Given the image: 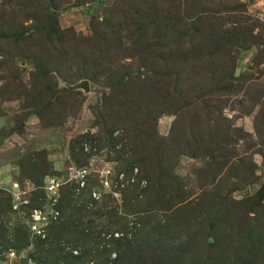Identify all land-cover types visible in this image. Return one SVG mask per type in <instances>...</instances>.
<instances>
[{"label":"trees","instance_id":"16d2710c","mask_svg":"<svg viewBox=\"0 0 264 264\" xmlns=\"http://www.w3.org/2000/svg\"><path fill=\"white\" fill-rule=\"evenodd\" d=\"M98 2L103 3L102 0ZM115 6L109 7L111 15L114 14L112 10L120 7L117 3ZM60 15L56 0H0V80L5 82L0 96L10 100L24 97V119L15 132H20L31 117L40 119L45 127H49L52 118L67 115L66 109L73 106L71 103L80 102L81 91L70 89L75 85L72 80L77 78L71 76V80H67L57 66L69 61L70 57L80 56L92 46L100 58L109 55L112 46L116 50L123 49V38L118 36L120 21L115 20V26H109L95 17L92 36H84L76 34L73 29H62ZM161 22L165 24L163 19ZM102 25L106 26L104 30L100 28ZM195 31L192 27L184 28L171 37L183 39ZM215 36L211 35L212 42L223 43L225 38L222 35ZM244 44L245 41L238 40L234 43L244 56L255 49L254 43L247 47ZM263 46L264 42L260 44ZM49 57L57 60L55 67L47 66ZM255 59L258 60L259 55ZM29 63L33 71L25 83L19 67ZM238 69L233 66L229 78L238 80L246 76L247 73L243 72L237 75ZM115 71L112 65L105 69L111 79ZM75 74L78 81L87 78L96 85L101 84L100 77L90 75L86 70ZM164 78L160 66H147L144 73L133 69L125 71L121 79L109 87L110 93L104 96L102 105L97 106L101 110V117L95 122L98 131L80 134L71 142L70 159L80 169L88 166L94 149L97 152L108 149L110 155L115 154L117 180L121 174L124 178L119 181L124 185L119 189L121 205L112 195L103 194V198L97 201L93 194L99 181L87 175L83 188L69 182L60 186L57 200L60 214L50 219L43 234L33 233L26 222L31 219V210L42 207L47 200L44 179L49 171L47 160L40 165L39 159L31 155L22 162L21 168L22 180L32 182L36 188L28 209L25 207L17 212L13 210L11 195L4 193L0 197V256L11 251L19 256L35 245L21 264L29 261L34 264H264V183L241 202L229 200L227 191L231 187L241 191L244 184H254L257 179L246 159L237 157L231 147L229 127L221 128L219 119L217 124L207 125V137L213 143L219 141L212 151L201 134L195 132L199 130L201 116L197 112L191 116L194 104L188 111L182 108L174 110L173 114L177 116L174 122L177 125L183 111L190 113L194 120L187 136L195 145L182 141L176 126L172 127L168 137L158 138L156 130L148 129L145 122L132 129L127 122L117 123L110 115L111 105L117 103L115 108L121 112L134 109L137 116L153 115L152 119L157 121L166 112L164 107L147 106L132 85L143 79ZM213 101L212 97L197 101L198 105H207V119L216 115L209 104ZM206 121L212 123L211 119ZM117 130L121 132L115 135ZM184 136L186 134L182 138ZM87 146L89 153L86 152ZM173 152L177 158L185 154L191 158L208 159L207 163L213 160L208 164L213 170L212 179L197 197H194L193 190L185 189L183 179L176 174ZM216 153L220 155V161L214 158ZM137 168L139 171L135 174ZM133 178L135 180L131 183ZM143 181H146L144 187L141 186ZM212 185L215 187L208 189ZM112 199L114 205H111ZM16 213L19 220L12 223L10 215ZM161 213L166 214V221H156ZM99 218H107L108 223L100 230L96 227Z\"/></svg>","mask_w":264,"mask_h":264},{"label":"rangeland","instance_id":"374dc122","mask_svg":"<svg viewBox=\"0 0 264 264\" xmlns=\"http://www.w3.org/2000/svg\"><path fill=\"white\" fill-rule=\"evenodd\" d=\"M56 1L61 12L62 29H73L76 34L92 36L95 17L101 19L100 23L107 22L109 26H115V20L120 21L118 36L119 39L123 38V49L116 50L112 46L109 55L100 58L98 53L91 49L92 46L80 56L70 57L69 61L57 66L60 74L67 80H71V76L77 78L72 80L75 85L88 80L90 91L79 90L82 93L78 99L80 102H72L73 106L66 109L67 115L52 118L49 127H45L40 119L31 117L20 128V132H15L17 125L24 119V97L21 100H10L0 96V197L4 193L11 195L13 210L18 212L25 207L28 209L30 197L36 193L32 182L22 180V162L31 155L39 159L40 165L45 160L48 161L49 175L44 179L47 200L42 207L30 209L31 219L26 224L31 231H34V210L45 213L50 221L60 214L57 209L60 186L69 182L83 188L86 185L84 176L87 175L99 181L100 187H96L93 194L97 201L104 195H112L121 205L122 194L119 189L124 185H120L119 181L124 178L121 174L117 180L115 154L110 155L108 149L99 152L94 149L88 159V166L80 169L70 159L69 148L78 135L98 131L95 122L100 119L101 110H98L97 106L102 105L104 96L110 93L109 87L120 80L123 73L129 69L144 73L147 72V66L162 67L164 79H143L132 87L147 106L162 105L166 112L155 121L152 119L153 115H147L146 118L137 116L134 109L121 112L115 108L117 103H114L111 105L110 115L117 123L127 122L133 129L137 124L145 122L148 129L156 130L158 138L168 137L172 127L176 126L181 140L194 144V140L188 137L187 133L194 120L191 116L197 112L201 118L199 130L195 132L203 135L200 137L213 151L219 141L211 142L206 135V128L207 125L217 124L219 119L221 128L231 129V147L237 157L246 159L257 178L254 184H244L245 188L241 191L231 187L227 191L229 200L241 202L246 196L253 195L260 189L264 183V46L260 47L264 42V0H102V4L98 0ZM116 3L120 7L112 10L113 16L109 7L115 6ZM161 19L165 24H162ZM145 23L148 25L144 26ZM105 27L100 26L102 30ZM190 27L196 29L193 35L183 39L172 38L176 32ZM215 34L225 38L223 43L211 41V35ZM237 40L245 41L244 47L254 43L255 49L244 56L243 52L234 46ZM256 55H259L258 60L255 59ZM56 62L55 58L49 57L47 66L55 67ZM166 64L168 66L165 68ZM110 65L116 68L113 79L105 72ZM233 66L239 68L237 75L243 72L247 73L246 76L238 80L229 78ZM19 69L23 81L27 83L33 71L32 64L21 65ZM83 70L100 77L101 84L96 85L87 78L78 81L75 72ZM4 86L5 82L1 79L0 90ZM202 97H212L214 101L209 104L213 106L216 115L206 118L207 105H198L197 102ZM192 105L190 116V113L185 111ZM182 108L185 111L181 113L177 125H174L177 116L173 111ZM210 119L212 123L206 121ZM120 132L121 130H117L115 135ZM183 134L186 136L182 138ZM86 152H90L89 146ZM165 156H168V153ZM171 156L176 160L175 172L183 179L182 185L187 191L193 190L194 197H197L206 189L209 179H212L213 170L208 164L213 163V160L207 163L208 159L191 158L185 154L177 158L174 152ZM214 158L220 161L218 153L214 154ZM138 171L137 168L134 173L137 174ZM220 178L221 176L216 178V184ZM134 180L135 178L130 182L133 183ZM145 185L146 181H143L141 186ZM52 186L54 189L51 191ZM214 187L215 185L208 186V189ZM111 205H114L113 199ZM165 215L161 213L156 221H166ZM10 218L12 223L16 222L19 220V214L10 215ZM48 225L49 222L41 226L37 224V229L44 230ZM107 225V218H99L96 221L98 230ZM115 227L113 225V228ZM153 230L151 228V231ZM34 246L22 251L19 256L12 251L3 254L0 256V264H21ZM28 264L34 263L29 261Z\"/></svg>","mask_w":264,"mask_h":264},{"label":"built area","instance_id":"2783aa9c","mask_svg":"<svg viewBox=\"0 0 264 264\" xmlns=\"http://www.w3.org/2000/svg\"><path fill=\"white\" fill-rule=\"evenodd\" d=\"M50 189L52 191L54 189V186H52ZM41 212L34 210V212L32 214V218L34 221V223H33L34 225L32 226V228L34 231H36V232L33 231V233H35L37 235H41L44 233V230L42 228L37 229L38 228L37 224L41 226L43 224H48V222H49V218L45 215V213H43V212L41 213ZM37 220H39V221H37ZM35 229H37V230H35Z\"/></svg>","mask_w":264,"mask_h":264},{"label":"water","instance_id":"95a60500","mask_svg":"<svg viewBox=\"0 0 264 264\" xmlns=\"http://www.w3.org/2000/svg\"><path fill=\"white\" fill-rule=\"evenodd\" d=\"M71 90H84L85 92L90 91V83L88 80H84L76 85L70 86Z\"/></svg>","mask_w":264,"mask_h":264}]
</instances>
